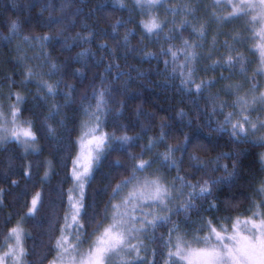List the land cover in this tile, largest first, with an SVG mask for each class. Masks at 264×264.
<instances>
[{"label": "snow or ice", "instance_id": "snow-or-ice-1", "mask_svg": "<svg viewBox=\"0 0 264 264\" xmlns=\"http://www.w3.org/2000/svg\"><path fill=\"white\" fill-rule=\"evenodd\" d=\"M90 4L91 0H60L59 3L56 0H30L22 8L17 0H13L10 7L6 5L0 9V17H3L9 10L18 13L21 8L30 16L38 8L41 26L48 29L43 35L25 34V21L19 15L0 22L3 28L0 44L16 42L15 66L24 69L19 87L23 89L35 80L36 99L41 104H47L50 98L53 101L41 121L50 139H58L57 129L48 122L63 127L64 120L57 121V117L62 115V107L73 103L74 85L64 84L67 91H59L64 76L79 77L82 81L91 68L101 67L105 58L109 61L99 76V86L90 85L93 89L91 96L85 94L81 97V100H94L95 104L82 105L86 119L81 122V135L75 142L79 151L72 159L73 187L68 190V208L59 235L54 239L51 250L56 256L50 264H157L158 249L163 264H264V179L259 181L258 188L253 189L250 215L243 218L240 215H215L221 211V204L225 212L233 210L235 197L220 201L215 193L224 188L231 189L242 178L240 158L247 153L240 149V145L264 148V83L260 79L264 77V0H212L210 4H202L201 0H111V3L89 7ZM116 11H127L129 16L108 24L110 32L101 28L100 25L107 24L110 14ZM134 16H139L136 27L142 30L139 41L143 52L141 60L150 62L157 56L170 57L163 61L165 73L171 66V74L166 80L178 78L180 83L174 87L182 97L179 102L184 103L186 98L192 105L190 111L195 121L183 109L177 113L181 122L187 118L184 126L190 130L177 143H169L177 135V130L174 124L165 122L160 123L158 135L149 136L147 142L142 143L145 133L151 131L154 114L148 115L147 124L140 123V131L135 135H128L126 124L114 125L111 133L102 131L110 114L114 113L118 120L127 107L121 100L119 107L114 108L113 94L126 93L133 82L132 77L123 71H117L113 76L112 69L120 68L115 61L122 57L127 59L130 53L138 51L136 47H130L135 30L126 28L127 24L134 22ZM237 20L244 21L240 29L234 28L232 34L223 32ZM211 24L216 26V33L205 53ZM121 28L126 29L123 36L120 35ZM186 31L189 33L187 37L184 36ZM245 32L250 36L245 37ZM221 35L228 36L222 45L219 42ZM249 40L255 41L252 54H259V64L252 76L248 75V66L253 61L237 50V46H243ZM158 42L161 44L158 54L144 51L148 44ZM164 44L168 47L165 48ZM25 46L41 50L49 46L53 49L59 47L68 56L59 65L51 58L50 52H42L43 63L34 68L30 60L36 57L29 58ZM221 47L227 50V55L214 59ZM77 48L81 50L72 55ZM97 52L100 53L99 59H96ZM73 64L81 67L70 71ZM44 68L48 70L45 72ZM217 69H220L218 77L204 79L199 75L201 72L215 73ZM58 73L60 79L51 82ZM109 76L112 81L108 80ZM122 76L127 79L118 90L113 87V82ZM4 79L9 81L10 89L16 86L11 75H5ZM92 79L95 81L96 76L93 75ZM213 88H216L215 92L211 91ZM59 95L63 96L64 105L55 102ZM13 97L14 102L5 109L0 86V149L7 152L8 145L16 144L23 149L24 157L38 155L42 149L34 130L36 120L32 117L21 119L26 97L21 91H9L6 99L12 101ZM201 99L205 100L203 108L199 103ZM135 115L139 120L145 114L137 108ZM203 129H207V135L203 134ZM224 136L228 141L223 146L232 144L234 151L202 157L201 153L215 151L221 146L216 142ZM136 148H139L138 152L133 151ZM113 154L117 158L110 160ZM186 160L189 169L201 174L195 182L187 175H181ZM259 160L264 166V152L259 154ZM222 161H231V165ZM45 165L41 184L52 175L51 161H46ZM103 167L109 171L103 175L102 179L108 183L102 192L108 194L109 200L99 219L95 215L89 218L94 225L89 233L83 222L87 209L85 189ZM121 170L128 175L112 186L111 178L116 174L123 175ZM173 170L176 175L169 179ZM15 175L17 172L13 169L12 157H9L7 167L0 172V183L8 184L9 188L19 187V180L12 179ZM22 175L31 180V162L24 166ZM26 191L27 186L25 194ZM4 192L5 189L0 188V205L4 202ZM42 203V192L37 191L30 202L25 201L22 205L27 211L15 224L11 223V212L0 218V227L7 229L3 250H0V264H32L27 259L30 253L24 243L29 234L23 225L36 219ZM194 214L195 220L192 219ZM165 227L167 235H157ZM47 231L51 241L55 222H49ZM149 245H155L151 249V260L147 255Z\"/></svg>", "mask_w": 264, "mask_h": 264}, {"label": "trees", "instance_id": "trees-1", "mask_svg": "<svg viewBox=\"0 0 264 264\" xmlns=\"http://www.w3.org/2000/svg\"><path fill=\"white\" fill-rule=\"evenodd\" d=\"M17 2L22 6L26 5L30 2V0H17ZM60 0H56V3H59ZM105 2L111 3V0H91L92 4H103ZM173 2H175L173 0ZM179 2V0H178ZM212 0H201L202 4H210ZM13 0H0V9L4 8L6 5L11 6ZM21 8L20 12H14L9 10L4 14L3 17H0V22L4 19L11 18L15 15H19L24 23V33L28 35H43L48 31L47 28H43L41 26V18L39 17V9H34L29 16L28 13L23 12ZM88 9L84 11L87 12ZM45 17L47 13L44 14ZM163 16V13L161 14ZM199 15H203L200 13ZM129 13L127 11L121 12L116 11L115 13H111L109 16V20L107 24H101V28H106L109 32L111 29L108 27V24L114 23L117 19H127ZM139 20V16H134V22L126 25L127 29H134L135 35L131 38L130 47H136L138 49L137 52L130 53L127 56V59L123 57L115 63L120 65L119 70L116 68L112 69L113 76L117 73V71L127 72L131 75L133 82L128 86V91L123 95L119 93H114L113 97L116 101V104L113 105L114 108L119 107V101L124 100L126 102L127 107L123 111V115L116 120L114 118V113L110 114L108 117L107 125L102 128V131L113 132L114 125H128L129 131L128 135H135L140 131V123L144 122L148 123L147 117L148 115H153V120L150 125L151 131L145 133L144 140L142 143L147 142V138L152 135L159 134V125L161 122H165L168 124H174L175 129L177 130V135L169 140V143H177L178 141L183 139V134L185 132H189L190 130L184 126L187 118L184 122H181L177 113L183 109L185 112H189V115L195 121L194 114L190 111L192 105L187 102L185 98L184 103H180L179 101L182 97L177 93L174 85H178L180 83L179 79L176 80H166V76L171 74V66L168 68V72H164V59H170V57L157 56V59H152L150 62L147 60H141V56L143 52L140 51L141 45L140 41V33L141 29L136 27V23ZM91 23V22H89ZM229 27V26H227ZM242 27L239 26L236 29H240ZM125 28H121L120 35L123 36L125 32ZM79 31V28L76 29ZM233 31V29H232ZM0 32H3V28L0 27ZM216 33V26L214 24L209 25L208 36L206 44L204 48V52L206 53L208 50V45L211 44L212 38ZM247 32L243 33L245 37H249L246 35ZM189 35L188 31L184 33V36L187 37ZM228 39V36H227ZM225 41L224 36H219V42L222 45ZM15 43L12 45H7L6 43L0 44V71L2 72V77L0 81L4 84H9L8 80L4 79L5 75H11L12 79L16 81V86L9 89V91H21V93L26 97L25 103L22 105L23 113L21 115V119H28L30 117L35 118L36 123L34 126V130L37 132L39 137V147L42 151L38 155H29L24 157L22 148L18 147L16 144L8 145V151L4 152L0 149V172H2L8 164V158L12 157V165L13 169L17 172V175L13 176L12 179L19 180V187L9 188L8 184L0 183V188H4L5 192L3 194V204L0 205V218L6 216L9 212L13 213L11 218V223L15 224L19 219L20 215H23L27 209L23 208L22 205L25 201L30 202L32 196L37 192H42L43 203L40 206L39 212L36 215L35 220H29L24 223V228L28 231V237L25 239V246L29 251L30 255L27 257L28 260L32 262V264H48L52 257L55 254L53 249L54 247V239L59 235V229L64 222V215L67 210V194L68 189L72 184L71 180V165L72 159L76 154V138L79 131L80 122L83 120L84 116L82 114V105H86L91 102L95 104L94 100H81V97L87 94L89 97L93 91L90 85L95 84L97 87L99 86V76L103 73L104 68L109 63L108 59L105 58L104 64L99 68H91V70L87 71L86 77L81 81V78L76 77L73 78L71 75L64 76L61 84V88L59 91L66 92L67 89L63 87L64 84H72L75 86V92L73 94V103L69 104L67 107H62L61 112L62 115L57 117V121L63 119L64 125L61 127L58 123L49 121L48 123H53L57 129L56 136L58 139H50L48 138V134L45 128L42 127L41 121L43 120L44 115L47 114L48 105H50L53 101L51 98L47 102V104H41L37 99V86L36 83L32 82L28 83L25 88L21 89L19 87V82L23 79L21 73L23 72L22 68L15 66L14 57L16 53L14 52ZM96 43H100L97 41ZM147 44V41L144 42ZM112 42L109 41V45L111 46ZM250 40L246 42L243 46H237V50L243 52L245 56L253 61L248 66V71L251 67H255L258 65L259 58L256 55L252 54V51L249 48ZM177 46L178 43H177ZM26 47V55L31 57H36L35 59H31L30 63L35 68L41 63H43V55L42 52H50L51 58L55 60V62L59 65H62L66 60L68 53L61 52L59 47L53 49L49 46L46 49L41 50L38 47L28 48ZM84 47H89L85 45ZM95 50V45H92ZM161 44H148L147 48L144 51L159 53ZM164 47L167 48L168 45L164 44ZM81 49H74L72 55H75L76 52H79ZM123 51V50H121ZM219 55H227V50L225 48H220L219 53L215 58H218ZM100 53L97 52L96 59H99ZM6 61H8L6 63ZM207 63H211L208 61ZM79 64H73L71 66L70 71H75L76 68H80ZM200 67H203V63H201ZM136 69L137 71H133ZM45 72L48 70L47 68L43 69ZM83 71V69H81ZM251 72V71H250ZM138 73H143V76H139ZM220 74V69H217L215 73L208 72L207 74L201 72L199 75L201 78L210 79L213 76L218 77ZM228 73L225 72V75ZM93 75L96 76V80L93 81ZM179 76V71H177V77ZM45 80L48 79L47 76L44 77ZM60 79V74L52 77L51 82ZM127 79V77L122 76L119 80L113 82V87L116 89H120L123 82ZM109 81H112V76L108 77ZM219 87V86H217ZM212 92L216 91V88L211 90ZM207 96V92L205 93V97ZM55 102L61 105H64V98L62 95L55 97ZM201 107H204L205 100L201 99L199 101ZM140 108L144 116H141L139 120L136 118V110ZM195 127V124H194ZM120 134L119 132L117 133ZM203 134L207 135V129H203ZM215 135V134H213ZM228 141V137L224 136L222 140H219V147L215 149V151H210L209 153H201L202 157L206 155L215 156L217 152H231L235 150V146L232 144H227V146H223ZM241 150L246 151V155L240 158V172L241 179L237 182V184L229 188H224L223 191L216 192L215 195L219 198L220 201H224L226 198L235 197L232 201L233 210L230 212H225L223 210V204H221V211L215 213L217 216L229 215L232 217L235 216H245L248 215L249 209L252 208L254 192L253 189L259 187V181L264 179V170H262L261 162L259 160V154L264 152V148L259 147H251L246 144L240 145ZM133 151H139V148L134 149ZM160 151H163L161 148ZM179 156V153H177ZM117 157L115 154L111 156L109 159L114 160ZM147 158V157H146ZM51 161L52 163V175L50 179L41 184L40 180L46 170V161ZM125 159L126 158H122ZM29 162L32 164V178L30 181L26 180L22 171L24 166H26ZM222 163H228L231 165V161H222ZM109 170L107 167L101 168L99 171L95 173V179L91 181L89 185H86L85 194L86 200L85 203L87 205L86 215L83 218V222L87 226V231L89 233L92 232L94 225L90 222V217L93 215L96 216V219L100 218L102 214L105 204L109 200V196L107 193L102 192V189L108 183V181L103 180V175L107 173ZM123 172V170H121ZM220 173H217L219 175ZM127 172H123V175H113L111 178V185L114 186L118 181L127 176ZM176 172L173 170L169 174V179L171 176H175ZM181 175H187L189 179L193 182L201 178L200 173H194V170L189 169L187 167V160L184 165V170L181 172ZM10 183V181H9ZM34 185V186H33ZM27 186V191L25 194V189ZM111 192V187L108 188V193ZM93 204L95 207L93 208ZM205 203V207H206ZM18 213V215H17ZM205 216H209L208 213H204ZM175 219V218H174ZM193 220L197 219L194 214L192 217ZM55 222V231L51 234L52 240H49V233L47 231L49 222ZM7 229L0 227V243L4 241V235L6 234ZM168 229L162 228L158 231L157 235L163 233L165 236L167 235ZM155 247V245H149V253L148 259L151 260L152 254L151 249ZM161 250L158 249V254L156 256L157 264H163L162 257L159 255Z\"/></svg>", "mask_w": 264, "mask_h": 264}, {"label": "rangeland", "instance_id": "rangeland-1", "mask_svg": "<svg viewBox=\"0 0 264 264\" xmlns=\"http://www.w3.org/2000/svg\"><path fill=\"white\" fill-rule=\"evenodd\" d=\"M175 2H178V0H174ZM163 13V10H161V14ZM170 18V17H169ZM243 24H244V21L243 20H237V21H234L233 22V24H231V25H229V27H226V28H224L223 29V32H225V33H227V34H232L233 33V31H232V29H234V28H237V27H239V26H243ZM246 35H248V36H250V33H246ZM222 36H224L225 37V39H227V36L226 35H222ZM254 44H255V41H251L250 40V44L248 45L249 46V48H250V50L252 51V53L253 52H255V49H254ZM14 52H15V49H14ZM257 53H255L254 55H256ZM258 58H259V55L257 56ZM258 64H259V60H258ZM257 67H258V65H256L255 67H251L250 69H249V71H248V75L249 76H252V74H253V72L257 69ZM23 69V68H22ZM23 71H24V69H23ZM251 71V72H250ZM1 77H2V72L0 71V79H1ZM22 78H23V76H22ZM261 79V82L262 83H264V77H261L260 78ZM32 83L33 84H35L36 83V81L35 80H33L32 81ZM0 86H2V91H3V94H4V97H5V99H4V105H5V109H7V105L8 104H10V103H12V102H14V97H13V100L12 101H9V100H7L6 99V97H7V94H8V92H9V84H7V83H2L1 81H0ZM12 92H14V91H12ZM16 92V91H15ZM84 119H86V117H84L83 118V120ZM82 122V121H81ZM81 122H80V125H81ZM80 125H79V131H78V135H77V138H76V141H77V139H78V137L81 135V131H82V129H81V127H80ZM38 146H39V144H38ZM22 151H23V149H22ZM77 151H79V148H78V145L76 144V152ZM48 161H49V159H48ZM71 169H72V165H71ZM149 171H151V170H149ZM71 173V172H70ZM44 175V174H43ZM73 187V181H72V184H71V186H70V188H72ZM69 188V189H70ZM68 189V190H69ZM77 195H78V193H76ZM67 201H68V194H67ZM67 208H68V204H67ZM64 223V222H63ZM24 227V226H23ZM25 229V228H24ZM73 231V233H74V230H72ZM25 232L26 233H28V231L25 229ZM3 243H4V241L2 242V243H0L1 245H0V248H2L1 246H3ZM85 247H87V245H85ZM1 250H3V248L1 249ZM148 253H149V250H148ZM148 255V254H147ZM55 256H56V252H55V254H54V256L52 257V259H51V261L55 258ZM50 263V262H49Z\"/></svg>", "mask_w": 264, "mask_h": 264}, {"label": "flooded vegetation", "instance_id": "flooded-vegetation-1", "mask_svg": "<svg viewBox=\"0 0 264 264\" xmlns=\"http://www.w3.org/2000/svg\"><path fill=\"white\" fill-rule=\"evenodd\" d=\"M254 210V209H253ZM251 213H249L248 215H250ZM245 216H247V215H245ZM236 217V216H235ZM242 218L244 217V216H241ZM1 245V244H0ZM2 247V246H1ZM2 248H0V250H1ZM48 264H50V263H48Z\"/></svg>", "mask_w": 264, "mask_h": 264}]
</instances>
